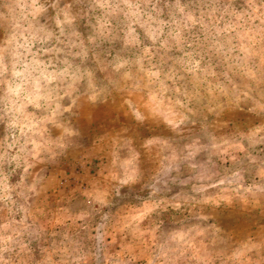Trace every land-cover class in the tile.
<instances>
[{
	"label": "rangeland",
	"instance_id": "1",
	"mask_svg": "<svg viewBox=\"0 0 264 264\" xmlns=\"http://www.w3.org/2000/svg\"><path fill=\"white\" fill-rule=\"evenodd\" d=\"M0 264H264V0H0Z\"/></svg>",
	"mask_w": 264,
	"mask_h": 264
}]
</instances>
